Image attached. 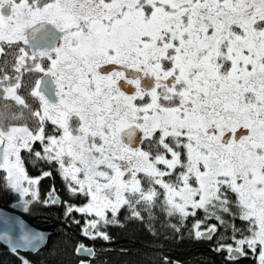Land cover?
<instances>
[{
    "label": "snow or ice",
    "instance_id": "6c2138e0",
    "mask_svg": "<svg viewBox=\"0 0 264 264\" xmlns=\"http://www.w3.org/2000/svg\"><path fill=\"white\" fill-rule=\"evenodd\" d=\"M0 57V94L28 113L0 125V172L25 205L24 153L84 201L65 215L92 240L159 209L194 239L231 229L229 264H264V0H0Z\"/></svg>",
    "mask_w": 264,
    "mask_h": 264
},
{
    "label": "trees",
    "instance_id": "16d2710c",
    "mask_svg": "<svg viewBox=\"0 0 264 264\" xmlns=\"http://www.w3.org/2000/svg\"><path fill=\"white\" fill-rule=\"evenodd\" d=\"M143 214L145 222L141 223L126 219L127 213L122 210L123 226L105 229L111 239L97 240L91 264H165V258L169 264H229L224 252H217L215 248L218 242H231L228 239L231 229L226 231L218 226L211 239H194L189 234L192 218L177 233L170 226L177 223L176 218L166 217L159 209L154 210L155 219L151 221ZM46 218L45 226L52 231L45 247L34 254H19L9 253L0 246V264H22L24 260L29 264H79L81 258L76 254V247L81 239L77 226L66 223L59 210ZM235 224L237 227L239 222ZM232 264H252V260L238 259Z\"/></svg>",
    "mask_w": 264,
    "mask_h": 264
},
{
    "label": "flooded vegetation",
    "instance_id": "af4514ba",
    "mask_svg": "<svg viewBox=\"0 0 264 264\" xmlns=\"http://www.w3.org/2000/svg\"><path fill=\"white\" fill-rule=\"evenodd\" d=\"M3 59V57H0V65L3 64ZM10 71L11 69H9V72ZM21 95L27 98L26 92H21ZM28 102L30 104L33 103L31 99H29ZM21 111H23L25 117L28 115L27 110H22L21 107L15 103V101L0 97V125L7 126L9 124L23 123L24 120L22 118H14L19 117ZM36 148L37 150H39V144L36 145ZM23 155L25 156V168L28 172V175L31 178L39 180V183L33 186L39 193V200L25 205L23 203V200L30 199V197L21 198L18 193L7 189L3 180L4 173L0 172V209L19 216L23 221L37 230L50 232V236L52 230L48 229V226H45V223L47 221L46 216H48V214L50 213H53L54 210H59L62 213V217L64 221H66V223L69 222L76 225L73 222L74 220L81 221L80 226L76 225L79 231V237L81 239L79 245L83 244L87 248L94 249L95 253L96 251L94 245L96 244L97 240L101 239L92 240L82 234L81 226L84 224V218H82V214L74 212L72 213L71 217L65 215V209L68 202L79 205L84 201L82 199L76 198H72L70 200L69 195L65 189L62 177L58 174L55 167L46 166L43 162L31 161L27 158L26 153H24ZM44 171H50L52 173L51 176H43ZM53 188L55 189L54 193L52 192ZM50 193L56 197V203L51 202V199L49 198ZM45 200H48V203H44ZM202 214L198 215L197 218H199V216H202ZM237 221L239 222V225L237 226L238 228H243L246 226L239 220ZM213 222L214 220L211 221V223ZM79 245H77L76 249ZM224 254L225 256H227L226 252H224ZM92 257L93 256L80 258L90 260ZM239 259L253 260L251 256L240 257Z\"/></svg>",
    "mask_w": 264,
    "mask_h": 264
},
{
    "label": "water",
    "instance_id": "95a60500",
    "mask_svg": "<svg viewBox=\"0 0 264 264\" xmlns=\"http://www.w3.org/2000/svg\"><path fill=\"white\" fill-rule=\"evenodd\" d=\"M25 232L41 234L44 239L38 242L35 247L29 245L28 247H20L16 251H13L14 242ZM49 236L50 232L37 230L23 221L19 216L0 209V246L5 248L9 253L34 254L45 247ZM5 237L10 238L13 243H10L9 239ZM76 253L78 256L90 257L86 256L84 252L76 251Z\"/></svg>",
    "mask_w": 264,
    "mask_h": 264
},
{
    "label": "rangeland",
    "instance_id": "374dc122",
    "mask_svg": "<svg viewBox=\"0 0 264 264\" xmlns=\"http://www.w3.org/2000/svg\"><path fill=\"white\" fill-rule=\"evenodd\" d=\"M0 97H3V95L1 94Z\"/></svg>",
    "mask_w": 264,
    "mask_h": 264
}]
</instances>
